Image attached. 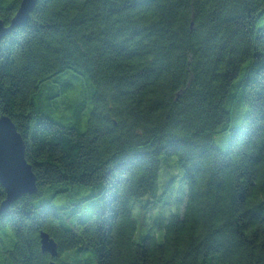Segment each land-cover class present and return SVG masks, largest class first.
Masks as SVG:
<instances>
[{
	"label": "trees",
	"instance_id": "16d2710c",
	"mask_svg": "<svg viewBox=\"0 0 264 264\" xmlns=\"http://www.w3.org/2000/svg\"><path fill=\"white\" fill-rule=\"evenodd\" d=\"M1 116L37 187L0 213L4 264H48L41 231L84 264H264V0H37L0 41ZM160 156L180 195L148 219Z\"/></svg>",
	"mask_w": 264,
	"mask_h": 264
},
{
	"label": "water",
	"instance_id": "95a60500",
	"mask_svg": "<svg viewBox=\"0 0 264 264\" xmlns=\"http://www.w3.org/2000/svg\"><path fill=\"white\" fill-rule=\"evenodd\" d=\"M37 0H21L19 8L8 26L0 21V41L14 28L24 25L34 9ZM25 146L12 121L0 117V185L5 191V198L0 204V213L6 212L9 206L19 197L36 193V180L30 166L25 160ZM40 249L47 253L51 260L48 264H56L58 256L56 242L49 234L41 231Z\"/></svg>",
	"mask_w": 264,
	"mask_h": 264
},
{
	"label": "rangeland",
	"instance_id": "374dc122",
	"mask_svg": "<svg viewBox=\"0 0 264 264\" xmlns=\"http://www.w3.org/2000/svg\"><path fill=\"white\" fill-rule=\"evenodd\" d=\"M74 84L77 85L76 83H74ZM74 93L75 92H74L73 87H66V89L63 91V96L70 98L73 96ZM80 94L83 97V94L82 93H80ZM50 101H51V99H46L45 101H42V105L44 107L45 112L47 114H49L53 119L59 120V121L61 120L64 123L65 120H63L61 118V116H62V114L67 115L68 110L67 111L63 110L62 109L63 105H58L57 101L53 102L51 104H50ZM84 108H85V106H84ZM70 112H71V110H70ZM85 119L80 121L81 122L80 129H84L83 124H84ZM237 122H239V120L234 121V123H236V125H237ZM228 140H229V132H224V133L215 135L213 138L214 145L219 150H222V151L226 149ZM159 161H160V171H159L158 180H157V189H158L157 194H160L163 191L166 183L169 181V179L172 176H175L178 173H179V176H178V181L174 184V187L171 190L170 195L167 197V200H166L167 204L149 211L148 212V219H151L153 217H157V216L162 215V214L168 215L169 213H175L176 212L175 208L178 204V202H177L178 197L180 195V193H179V183H180L179 179L181 178L182 172H181L180 167L176 165V158L175 157L160 156ZM147 199H148V197L146 196V197H143L141 199V201L145 202V201H147ZM58 202L59 201H57L56 203H58ZM136 208L133 209L134 217L139 215L138 208L137 209ZM11 240L12 239H6L3 242V246L0 245V246H2L0 249V264H4L3 256L7 255L5 250H9L11 247V242H12ZM91 259H92V255L89 251L83 252L79 255V253H76L74 250L64 251L56 257L57 263H67V264H84V263H87V261H89Z\"/></svg>",
	"mask_w": 264,
	"mask_h": 264
}]
</instances>
